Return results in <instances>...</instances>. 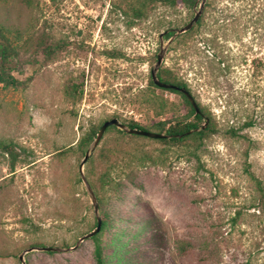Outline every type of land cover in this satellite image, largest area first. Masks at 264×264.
I'll return each mask as SVG.
<instances>
[{"label": "rangeland", "instance_id": "obj_1", "mask_svg": "<svg viewBox=\"0 0 264 264\" xmlns=\"http://www.w3.org/2000/svg\"><path fill=\"white\" fill-rule=\"evenodd\" d=\"M201 1L0 0L22 82L0 84V264H96L97 244L101 264H264V198L245 172L264 188V0H206L176 34ZM48 44L62 49L44 61ZM161 49L157 73L201 120L150 85ZM110 119L214 130L164 144L109 128L81 174L95 139L78 141ZM82 178L104 227L79 242L97 224ZM45 247L59 251L27 252Z\"/></svg>", "mask_w": 264, "mask_h": 264}, {"label": "trees", "instance_id": "obj_2", "mask_svg": "<svg viewBox=\"0 0 264 264\" xmlns=\"http://www.w3.org/2000/svg\"><path fill=\"white\" fill-rule=\"evenodd\" d=\"M149 2H152V3L163 2L168 7H175L178 4H180V5H183L185 7L191 8V7H193L195 5L197 0H149ZM198 24L199 23H197V25ZM191 30L185 32L184 34L190 32ZM5 33H9V32L4 30L2 27H0V58H1V63H0V84L3 85V87H5V88H17V87L22 85V82H20L16 78H14L10 74L9 68H8V61H9L10 58H12L16 54V47L12 46V41L5 35ZM172 34H173L172 32L168 31L167 33L164 34V36L166 37V39H168ZM60 49H62V45H59V44H48V45H45L42 48V56H43L44 61H50L52 59V55L55 52L59 51ZM157 78L159 79V81H161V82H163L165 84H171V85L177 86L179 88H184L185 90H187L190 93V91L188 90L186 85L184 83L182 84L181 82L177 81L175 78H173L171 76V74H168L166 79H161L160 73L158 72L157 73ZM150 80H152L151 77H150ZM150 85L152 87H154V88H158V87H156L153 84L152 81H150ZM158 89H160V88H158ZM160 90L168 91L170 93H173V94H176V95H180L187 102V104L189 105V107L191 109V113L194 115L196 120H201L203 115H206L204 109L199 107L197 103L196 104H197V106L199 108L200 113L198 115H196L194 109L192 108V106L189 103V101L187 100V98L182 93H180L179 91L169 90V89L168 90L160 89ZM210 121L211 120H209V122L207 123V126L203 130H199V131H195L198 127H196L195 125H192V124H186V125H178V124H176L175 126L170 127L165 132L166 135L170 136L169 139H161V140H158V141L161 142V143H164V144L165 143L166 144H168V143H176V142H181V141H183L185 139H188L189 137H192V136L198 138L199 140H202L204 136H206L208 133H210L211 131L214 130L213 123H211ZM125 125L129 129L145 130V129H142V128L138 127V124H136L134 122H128ZM109 128H114V127H109ZM109 128H107V130ZM145 131H147V130H145ZM189 131H193V132L188 135L187 133ZM120 132L124 133L123 131H120ZM97 133L98 132H95L93 130V131H91V133L88 135L87 138L80 139L78 141V144H77V148L79 149V151H82V148L84 147V145H85V143L87 141H91L92 139H95ZM158 133H161V131H158ZM138 137H140V136H138ZM4 149L8 153H11L8 150V148H4ZM245 172L255 182L256 188L258 189V193L261 195L262 198H264V188L262 186V182L259 179H257L253 175V173L248 169V164H247ZM103 227H104V222H102L101 229ZM94 257H95L96 264H101L102 248H101L100 244H97L96 247H95Z\"/></svg>", "mask_w": 264, "mask_h": 264}, {"label": "water", "instance_id": "obj_3", "mask_svg": "<svg viewBox=\"0 0 264 264\" xmlns=\"http://www.w3.org/2000/svg\"><path fill=\"white\" fill-rule=\"evenodd\" d=\"M206 0H202L201 3L199 4V8L200 10L196 13V15L193 17V19L188 22L184 27L180 28L179 30H176V34H183L189 30L192 29V27L194 26V24L198 21V18L201 14V9L204 5ZM164 34V33H163ZM161 34V37L162 35ZM172 40H169L168 43H171ZM163 49H161L160 54L157 56V62H156V66L151 70V79L153 84L160 88V89H164V90H175V91H179L180 93H182L187 100L189 101V103L191 104L192 108L195 111V114L198 115L200 113L199 108L195 102V100L193 99V97L191 96V94L185 90L184 88H179L177 86L171 85V84H165L161 81H159V79L157 78V71L158 68L161 65L162 62V56H163ZM207 120L206 123L201 127V130H203L206 125H207ZM109 127H115L117 129H119L120 131H123L129 135H134V136H140V137H145V138H149V139H153V140H161V139H169L170 136L163 134V133H155V132H150V131H145V130H137V129H129L125 124H122L121 122H119L117 119H110L105 121L101 127L98 130V133L96 135V138L94 140L93 146L92 148L86 152L83 161L80 164V172L82 174V170L81 168L83 167V165L85 164V162L88 160L90 154L93 152V150L98 146L101 138L103 137V134L105 133V131L107 130V128ZM197 131V130H196ZM192 131H189L187 134H191ZM85 186H86V190L89 194L91 203L93 205V209H94V213L96 216V228L90 232L89 234H87L86 236L82 237L79 242H82L84 239H89L94 237L95 235H97L102 227V220L101 218L98 216V204H97V199L93 193V191L91 190L90 186L88 185V183L86 182L85 178H82ZM37 249L39 251H59L58 248H51V247H45V248H30L29 250H27V252H31L32 250ZM76 249V246L73 248ZM20 261H23V255H21L19 257Z\"/></svg>", "mask_w": 264, "mask_h": 264}]
</instances>
